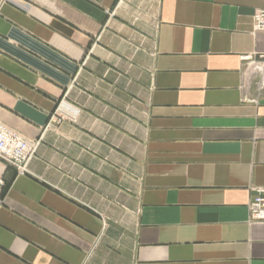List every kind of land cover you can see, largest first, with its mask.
I'll return each instance as SVG.
<instances>
[{
  "label": "crops",
  "instance_id": "1",
  "mask_svg": "<svg viewBox=\"0 0 264 264\" xmlns=\"http://www.w3.org/2000/svg\"><path fill=\"white\" fill-rule=\"evenodd\" d=\"M261 9L0 0V264H264Z\"/></svg>",
  "mask_w": 264,
  "mask_h": 264
},
{
  "label": "built area",
  "instance_id": "2",
  "mask_svg": "<svg viewBox=\"0 0 264 264\" xmlns=\"http://www.w3.org/2000/svg\"><path fill=\"white\" fill-rule=\"evenodd\" d=\"M256 30L264 32V9L254 14ZM264 57V53L262 55ZM36 143L20 136L15 130L0 121V161L25 172L36 152ZM256 196L249 203L250 215L255 222H264V187L255 189Z\"/></svg>",
  "mask_w": 264,
  "mask_h": 264
},
{
  "label": "rangeland",
  "instance_id": "3",
  "mask_svg": "<svg viewBox=\"0 0 264 264\" xmlns=\"http://www.w3.org/2000/svg\"><path fill=\"white\" fill-rule=\"evenodd\" d=\"M62 119V115H54V117H53V120H54V122H56V120H58V119ZM8 126V125H7ZM11 128V127H10ZM13 129V128H12ZM13 130H15V129H13ZM16 131V130H15ZM20 136H22L23 138H25V139H27V140H30V141H33L34 143H36V152H35V154L32 156V158L30 159V161L34 158V156L36 155V153H37V151H38V148H39V146H40V143H41V140L40 139H29V138H27L26 136H24L23 134H21L20 132H18V131H16ZM30 161H29V163H30ZM29 163H28V165H29ZM28 165H27V167H26V171H28Z\"/></svg>",
  "mask_w": 264,
  "mask_h": 264
}]
</instances>
